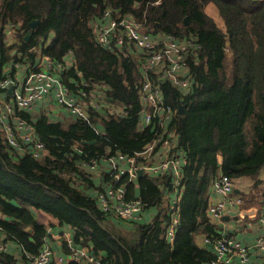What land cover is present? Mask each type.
Returning a JSON list of instances; mask_svg holds the SVG:
<instances>
[{"label":"trees","instance_id":"16d2710c","mask_svg":"<svg viewBox=\"0 0 264 264\" xmlns=\"http://www.w3.org/2000/svg\"><path fill=\"white\" fill-rule=\"evenodd\" d=\"M208 2L217 7L224 29L204 11ZM105 8L113 15H131L151 35L172 34L193 42L185 51L188 88H176L150 71L165 104L174 110L169 126L185 160L172 241L166 238L172 174L142 173L131 181L126 176L118 181L126 184V197L140 198L143 208L159 206L149 221L120 219L102 210L91 192L102 190L111 177L108 171L100 172L95 176L101 183L97 187L84 163L97 158L100 171L104 157L140 151L156 134L155 122L139 123V65L144 54L133 48L121 55L96 43L93 24ZM32 19H38L37 25L24 40ZM8 22L18 23L15 41L22 49V63L32 61L37 49L55 60L71 51L74 67L60 72L71 92L85 101L92 97L88 92H100L102 101L122 106L126 113L117 116L105 107L88 106L91 120L102 131L98 134L80 118L50 121L15 110L33 124L45 151L38 158L21 152L5 143L0 131V241L8 243L7 249H0V264H31L44 241L51 240L47 228L52 230L56 223L71 227L74 246L87 247L101 264H210L211 246L198 245L195 237L219 235L206 215L212 180L219 173L248 176L255 187L264 166V0H3L0 24ZM5 36L0 28V77L13 75L12 68L3 71V66L17 58ZM179 103L183 113L177 112ZM35 210L46 212L56 223L39 221ZM62 240L59 249L67 254ZM252 264H264V257Z\"/></svg>","mask_w":264,"mask_h":264},{"label":"built area","instance_id":"2783aa9c","mask_svg":"<svg viewBox=\"0 0 264 264\" xmlns=\"http://www.w3.org/2000/svg\"><path fill=\"white\" fill-rule=\"evenodd\" d=\"M17 27L18 23L15 22L0 25L5 35H10L13 32L16 34ZM93 28L96 43L103 49L126 55L135 48L144 54L143 61L139 65L143 74L139 88L141 101L139 123L148 125L155 122L156 124L154 138L142 150L133 154L119 151L109 154L103 158L105 162H102L104 165L99 167L100 171L97 170L99 166L97 158L91 159L89 163H84L89 165L88 171L93 173L94 178L100 175V172L105 171H108L111 177L110 182L102 190H96L94 193L96 202L102 210L112 211L114 216L120 219H135L143 209L144 203L138 197H126V184L118 183L121 177L126 176L128 181H131L137 176V168H141L142 173L151 175L172 174L174 191L170 197L172 213L166 227V238L172 241L178 227L175 203L180 197L181 168L185 160L182 149L177 147L176 133L169 126L174 118V110L165 104L160 86L156 80L150 77V71L156 72L158 78H168L176 88H188L190 76L186 70L185 51L193 45V42L178 39L172 34L151 35L143 31L140 23L131 15H113L111 8H105L101 19L94 22ZM13 42L9 51H14L12 53L17 58L10 64L18 68L21 65L19 62L22 52L14 39ZM37 52L39 53H36V57H38L35 64L29 67L25 66L26 72L18 81L15 77L8 75L0 77V90H6L12 86L11 100L0 98V130L6 144L21 152H30L33 157L38 158L43 155L45 145L37 137L33 124L15 114L16 109L24 111L32 109L38 100L48 99L56 102L73 117L86 121L98 134H101L102 131L98 127L99 124H95L91 120L87 110L88 106L95 109L105 107L107 113L117 116H123L126 113L122 106L109 105L102 101L100 92H88L92 97L87 101L71 92L69 86L65 85L60 77L62 70L75 65V58L71 51H68L61 60H55L39 49ZM81 83L88 85L87 81L83 83L81 80ZM74 86L78 88L79 85L75 83ZM80 94L86 96L84 91H81ZM8 116H15L13 124L6 120ZM233 188L234 179L224 173H219L212 180V196L206 208L209 220L218 219L229 206L240 207L243 204V198L234 195ZM260 220L264 223V200ZM63 236H66L67 239V257L70 261L101 264L96 257L89 253L87 247L76 248L72 245L73 241L69 232H63ZM202 241L212 248L214 256L210 260V264H249L252 255H256L258 258L264 255V231L252 244L242 243L225 234L214 237L203 235ZM7 246V242L0 241V249H7ZM53 256L52 247L45 240L41 250L30 258V262L31 264H49Z\"/></svg>","mask_w":264,"mask_h":264},{"label":"crops","instance_id":"0c3cea01","mask_svg":"<svg viewBox=\"0 0 264 264\" xmlns=\"http://www.w3.org/2000/svg\"><path fill=\"white\" fill-rule=\"evenodd\" d=\"M138 3L134 2V6H136ZM204 11L213 18V20L216 22V24L221 28L224 29V20L220 16L217 7L213 2H208L205 7ZM31 36V35H30ZM29 36V38H30ZM28 38V39H29ZM27 39V40H28ZM7 44H9L10 48L13 45V39L12 40H7ZM21 52L22 49L19 46ZM36 48V46H35ZM38 50V49H37ZM11 53L14 51H10ZM39 52H37L38 54ZM38 57V56H37ZM36 57V52H35V58L28 62V63H22L20 60V66L18 68H15L11 66V64H5L3 66V70L5 69H13V75L12 77H15L16 81L22 77L26 70L25 66L29 67L30 65H34L35 61L37 59ZM31 66V67H32ZM30 67V68H31ZM8 89V88H7ZM7 89L6 90H0V98L4 100H11V96L8 98L7 97ZM11 93H12V86H11ZM11 93H8L11 95ZM29 113L31 116H40L44 115L47 117L48 120L50 121H63L66 122L70 119H73L74 117L70 115L63 107H61L59 104L52 100H38L36 105L26 111ZM7 121H10L12 124L15 122V116H8L6 118ZM1 131V130H0ZM36 132V131H35ZM2 133V131H1ZM219 156V160H222V157ZM105 162V161H101ZM184 164V163H183ZM104 165V164H103ZM183 166V165H182ZM105 168V167H103ZM106 170V169H104ZM259 183L254 187L253 186V179L248 177V176H239V177H234V188H233V194L234 195H239L243 198V205L246 202V207L242 206H229L218 219L210 220L212 224L216 226V233L217 234H225L231 237H234L235 239L241 241L242 243L245 244H252L254 243L257 238L262 234L264 231V223L260 220V217L262 216V208L261 204L264 199V166L261 168L259 174ZM95 180V185L101 186V183L97 177L94 178ZM92 193H95L96 190H91ZM244 195V196H242ZM212 196V191H211V186H210V197ZM164 199H168V195H164ZM163 199V201H164ZM210 199V198H209ZM164 205V203H163ZM159 206L157 205H151L150 207H144L137 217L135 218L137 222H143V221H149L158 211ZM207 218L208 214L206 212ZM37 219L39 221L44 222L46 225L50 221H55L54 218H46L45 216H42L39 218V216L36 214ZM48 219V221H47ZM209 219V218H208ZM46 221V222H45ZM57 227L53 228H47V232L50 234L51 240L48 241L53 248V253H54V259L53 263L51 264H69L71 261L67 257V254H63V252L59 249L58 242L62 238L63 244L65 246V249H68V244H67V239L66 236H58L61 230L63 232H69L70 236L72 235L71 232V227L68 225H59L56 223ZM52 231V232H51ZM69 236V237H70ZM203 234L199 233L195 237V240L198 245L203 246L205 245L202 241ZM75 243L72 242V245ZM13 251H17L18 249L15 248V245H12ZM264 257V255H261ZM61 258V259H60ZM259 258L256 255H252L249 259V264H252L254 261H258Z\"/></svg>","mask_w":264,"mask_h":264},{"label":"water","instance_id":"95a60500","mask_svg":"<svg viewBox=\"0 0 264 264\" xmlns=\"http://www.w3.org/2000/svg\"><path fill=\"white\" fill-rule=\"evenodd\" d=\"M183 20H184V24H188V18H187V16H184V18H183ZM37 22H38V19H32V20H30V22L28 23V26H29V29L25 32V34H24V36H23V39L24 40H27L28 38H29V36L31 35V33H32V30H33V28L37 25ZM7 92L8 93H11V87H9L8 89H7ZM177 112L178 113H183L184 112V109H183V105L182 104H178V106H177ZM94 140H91V141H89V142H93ZM221 158V157H220ZM142 169L141 168H137L136 169V174H137V176H140L141 174H142ZM27 230H29V228H27Z\"/></svg>","mask_w":264,"mask_h":264},{"label":"rangeland","instance_id":"374dc122","mask_svg":"<svg viewBox=\"0 0 264 264\" xmlns=\"http://www.w3.org/2000/svg\"><path fill=\"white\" fill-rule=\"evenodd\" d=\"M2 3H3V0H0V6L2 5ZM134 7H137V6H134ZM0 25H2V24H0ZM141 27V26H140ZM141 29L143 30V28L141 27ZM12 39H14V40H16V36H15V34H14V32L12 33V34H10V35H6L5 36V40L7 41V40H12ZM148 174V173H147ZM232 178V177H231ZM234 179V178H233ZM264 200V199H263ZM262 206H263V201H262V204H261V208H262ZM35 212H36V214L39 216V218L40 217H42V216H45L46 218H51V216L49 215V214H47L46 212H44V211H41V210H35ZM48 219H47V221H48ZM46 222V221H45ZM119 222V221H118ZM121 222V221H120ZM122 224H126L125 222H123L122 221ZM124 232H126L125 230H123ZM122 231V232H123Z\"/></svg>","mask_w":264,"mask_h":264}]
</instances>
